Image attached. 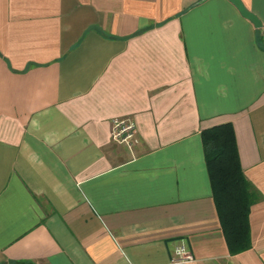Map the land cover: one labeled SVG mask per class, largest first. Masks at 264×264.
<instances>
[{
  "label": "crops",
  "instance_id": "crops-1",
  "mask_svg": "<svg viewBox=\"0 0 264 264\" xmlns=\"http://www.w3.org/2000/svg\"><path fill=\"white\" fill-rule=\"evenodd\" d=\"M0 0V264H264V0ZM135 129L127 149L110 122ZM260 199L230 255L199 132Z\"/></svg>",
  "mask_w": 264,
  "mask_h": 264
},
{
  "label": "trees",
  "instance_id": "trees-1",
  "mask_svg": "<svg viewBox=\"0 0 264 264\" xmlns=\"http://www.w3.org/2000/svg\"><path fill=\"white\" fill-rule=\"evenodd\" d=\"M199 138L219 228L228 254L234 255L250 247L247 217L260 196L243 176L229 123L203 129Z\"/></svg>",
  "mask_w": 264,
  "mask_h": 264
},
{
  "label": "built area",
  "instance_id": "built-area-1",
  "mask_svg": "<svg viewBox=\"0 0 264 264\" xmlns=\"http://www.w3.org/2000/svg\"><path fill=\"white\" fill-rule=\"evenodd\" d=\"M110 140L130 149L135 139V129L132 121L128 118H114L110 122ZM193 261L191 253L183 244H179L173 250L168 264H188Z\"/></svg>",
  "mask_w": 264,
  "mask_h": 264
},
{
  "label": "water",
  "instance_id": "water-1",
  "mask_svg": "<svg viewBox=\"0 0 264 264\" xmlns=\"http://www.w3.org/2000/svg\"><path fill=\"white\" fill-rule=\"evenodd\" d=\"M229 2L238 10L243 18L247 19L254 27H259L258 20L242 7L239 0H229Z\"/></svg>",
  "mask_w": 264,
  "mask_h": 264
}]
</instances>
